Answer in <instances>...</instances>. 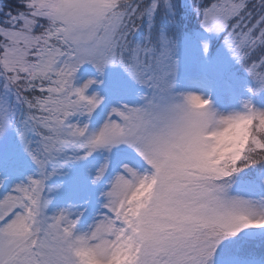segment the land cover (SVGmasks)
<instances>
[{
    "label": "snow or ice",
    "instance_id": "1",
    "mask_svg": "<svg viewBox=\"0 0 264 264\" xmlns=\"http://www.w3.org/2000/svg\"><path fill=\"white\" fill-rule=\"evenodd\" d=\"M0 264H264V0H0Z\"/></svg>",
    "mask_w": 264,
    "mask_h": 264
}]
</instances>
